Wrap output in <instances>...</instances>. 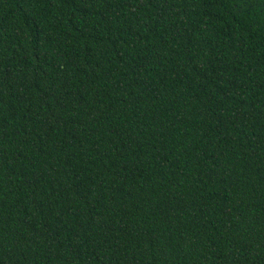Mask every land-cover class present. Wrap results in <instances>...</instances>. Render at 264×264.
<instances>
[{
    "label": "trees",
    "instance_id": "16d2710c",
    "mask_svg": "<svg viewBox=\"0 0 264 264\" xmlns=\"http://www.w3.org/2000/svg\"><path fill=\"white\" fill-rule=\"evenodd\" d=\"M0 264H264V0H0Z\"/></svg>",
    "mask_w": 264,
    "mask_h": 264
}]
</instances>
